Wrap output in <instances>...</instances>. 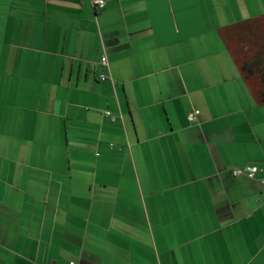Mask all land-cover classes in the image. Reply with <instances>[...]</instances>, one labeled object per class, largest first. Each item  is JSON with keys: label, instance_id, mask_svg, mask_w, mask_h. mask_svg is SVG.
<instances>
[{"label": "crops", "instance_id": "crops-1", "mask_svg": "<svg viewBox=\"0 0 264 264\" xmlns=\"http://www.w3.org/2000/svg\"><path fill=\"white\" fill-rule=\"evenodd\" d=\"M104 1L0 0V264H264V0Z\"/></svg>", "mask_w": 264, "mask_h": 264}, {"label": "trees", "instance_id": "trees-1", "mask_svg": "<svg viewBox=\"0 0 264 264\" xmlns=\"http://www.w3.org/2000/svg\"><path fill=\"white\" fill-rule=\"evenodd\" d=\"M229 32V33H228ZM230 34V35H228ZM243 80L259 105L264 104V21L251 19L222 32Z\"/></svg>", "mask_w": 264, "mask_h": 264}, {"label": "built area", "instance_id": "built-area-1", "mask_svg": "<svg viewBox=\"0 0 264 264\" xmlns=\"http://www.w3.org/2000/svg\"><path fill=\"white\" fill-rule=\"evenodd\" d=\"M93 3H94V6L99 7V8H103L105 6L104 0H93ZM101 62L103 65H106L107 64L106 57H103L101 59ZM102 80H105V77H102ZM197 114L198 112L190 113L188 116L189 121L193 122ZM257 172H258V169L256 167L248 165V166H245L242 171H235L234 174L235 175L243 174L247 176L248 178L253 179L255 175L257 174Z\"/></svg>", "mask_w": 264, "mask_h": 264}]
</instances>
